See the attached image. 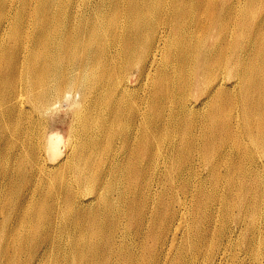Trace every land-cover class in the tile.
Here are the masks:
<instances>
[{
	"label": "rangeland",
	"instance_id": "rangeland-1",
	"mask_svg": "<svg viewBox=\"0 0 264 264\" xmlns=\"http://www.w3.org/2000/svg\"><path fill=\"white\" fill-rule=\"evenodd\" d=\"M202 1L211 7L223 8L222 1ZM251 1L253 3L247 0L235 3L239 13L236 20L246 28H232V33L247 47L257 46L259 42V39L255 40L257 35L250 32L256 26L253 19L264 18V10H260L264 0ZM41 2L0 0V7H5L0 9V16L28 4L39 6ZM199 17H220L225 29L231 25L224 20V15L201 12L181 21L180 26L185 27ZM153 33L151 29L147 31L149 35ZM198 35L207 36L201 32ZM4 41L0 40V43ZM220 47V50L226 49L225 44ZM169 49L178 51L182 46L173 43ZM0 55H3L0 58V264H133L129 254L143 257L142 246L153 247L158 252L164 241L165 251L172 243L213 241L217 244L226 241L228 232L235 228L232 220L240 214V202L249 199V190L257 197L264 191V147L255 148L252 141L242 140V136H248L242 113L237 109L229 110L238 107L241 111L243 104L238 102L232 106L227 93L220 94L221 107H209L205 111L208 126L204 129L196 121L189 120L194 113L181 112L176 101L166 104L170 111L166 113V105L163 106L154 95L147 97L150 92L144 90L146 84L142 79L145 76L140 79L135 94L122 106V111L140 106L154 116L152 128L158 143L155 152L160 160L155 165V172H147L144 170L146 162L135 157L143 145L139 141L133 143L130 131L133 122L125 117L124 122L109 130L110 112L117 108L119 101L105 94L107 83L101 84L87 77L85 71L89 67L84 68L72 83L59 85L65 92L71 88L69 96L52 98L48 114L44 117L35 115L34 123L27 125L30 117L18 113L13 99L16 91L12 84L19 80L12 70L16 57L6 46L0 48ZM71 59L66 60V65ZM136 60L125 62L123 66L135 64ZM180 66L176 60L163 56L150 81L163 91L173 90L176 98L184 91L187 100L197 91L189 87V76H180ZM95 68L90 71L95 72ZM208 69H212L211 65ZM215 75L216 72H212L209 77ZM131 78L137 81L135 71ZM227 85L232 95L238 90ZM101 87L103 95L96 92ZM23 88L27 94L25 77L18 87L19 92ZM86 90L89 91L87 97L77 94ZM96 99L98 105L89 118H75L77 107L76 112H82ZM251 103L256 105L252 119L264 122V91ZM72 129L81 131L80 138L72 133ZM261 131L264 134V125H261ZM52 134L59 135L56 140L59 148L55 152L46 149L47 138ZM215 135L217 139L208 142L210 136ZM133 146L134 152L128 154ZM237 146L242 150L240 154L233 152ZM162 153L171 157L175 169L183 176L174 175L172 188L164 184L165 176L161 170L166 168L167 162L161 158L164 157ZM205 155L213 159L206 161ZM255 163L259 171L255 169ZM230 166L236 172L226 179ZM254 183L256 187H253ZM238 196L242 199L236 203ZM262 199L264 201V197ZM184 203L189 208L188 226L185 231H176L180 213L185 211ZM261 220L264 231V217ZM252 237L250 234L249 241H253ZM239 238L244 241L247 236L241 234ZM199 246L205 248L208 245ZM212 248L214 250L215 246ZM183 250L178 253L182 254ZM256 250L264 253V237L250 249L237 252L239 259L247 258L245 263L236 260L234 264H253ZM155 251L149 252L146 260L165 262L152 256Z\"/></svg>",
	"mask_w": 264,
	"mask_h": 264
},
{
	"label": "bare ground",
	"instance_id": "bare-ground-1",
	"mask_svg": "<svg viewBox=\"0 0 264 264\" xmlns=\"http://www.w3.org/2000/svg\"><path fill=\"white\" fill-rule=\"evenodd\" d=\"M186 1L42 0L39 6L28 4L17 8L14 12L1 15L0 40L5 41L0 43V48L6 46L12 49L16 57L12 70L19 80L14 82L12 87L16 91L13 99L18 107V113H25L30 117L31 120L27 125L34 123L32 118L35 115L46 116L52 98L69 96L71 88L65 92V89H60L59 85L66 86L67 83H72L84 68L89 67L85 71L87 77H92L101 84L107 83L108 89L105 90V94L116 97L119 101L117 108L110 112L109 130L124 122L125 117L133 122L130 130L133 133V143L139 141L143 145L135 157L146 162L144 170L147 172H155V165L160 160L155 152L158 143L157 135L152 128L154 116L140 106L128 112L122 111V106L130 102L138 81L144 76L142 79L146 84L144 90L150 92L147 97L154 95L163 106L176 101L179 110L183 113H194V117L189 120L196 121L199 127L204 129L208 126V115L205 111L209 107L212 109L221 107L220 94L227 93L230 96L227 99L232 106L238 102L243 104L241 111L238 107H230L229 110L237 109L242 113L244 131L248 134L242 136V140L252 141L255 148L264 147V134L261 131L264 122H255L251 117L256 110V105L251 103V100L257 95L262 96L264 91V37L260 38L264 35V18L253 19L256 26L250 32L257 35L255 40L259 39V42L257 46L247 47L242 45L240 39L232 33V28L236 26L240 29L246 28L236 20L239 13L235 9V3L242 0H215L222 1L223 8H218L216 5L211 7L202 0H194L191 4ZM248 1L253 3L251 0ZM137 2L139 4L136 5ZM178 7L180 8L177 9ZM3 8L5 9L0 7L1 10H4ZM260 10H264V5ZM201 12L224 15V20L231 24L230 28L225 29L222 26L220 17L207 19L199 17L185 27L180 26L181 21L191 15L197 16ZM17 14L20 15L15 16ZM150 29L154 32L152 35L147 34ZM199 32L206 33L207 36H199ZM249 39L253 40V36L249 35ZM173 43H180L182 49L172 51L169 45ZM221 44L226 45L225 50H220ZM163 56L174 59L181 65L178 73L180 76L187 75L191 78L189 87L195 89L196 94H191L186 100L184 91H181L177 99L173 90L163 91L150 81L153 70L160 64ZM2 57L3 55H0V58ZM70 57L72 59L66 65V60ZM135 59L138 61L135 64L123 66L125 62ZM210 65L212 69H208ZM94 67L96 71L91 72L90 69ZM133 71L137 74L136 82L131 78ZM212 72H216V75L209 77ZM24 77L27 94L24 93V88L21 92L18 90ZM227 84L233 85L238 90L232 95ZM103 90L101 87L96 92L103 95ZM80 93L84 97L89 95L88 90L78 91L77 94ZM24 102L28 105L26 106ZM97 105L96 99L82 112H76L77 107L74 111L75 118H89V114ZM168 105L165 107L166 113L170 112ZM72 133L76 137L81 136L80 130L72 129ZM58 137L57 134L48 136L47 151L58 150L59 145L57 146L56 142ZM215 139L217 135L210 136L208 142H213ZM219 141L222 142L223 139L219 138ZM134 149L133 146L128 154H132ZM233 152L240 154L242 150L237 146ZM67 154L69 155L70 151ZM161 155L164 156L161 158H165L167 162L166 168L161 170L165 176L164 184L172 188L174 175L178 174L180 178L183 176L180 170L175 169L174 162L168 154ZM204 158L206 161L213 159L209 155H205ZM215 161L218 163L217 160ZM254 166L259 171L258 164L255 163ZM262 166L264 167V163ZM235 172L236 170L230 166L226 179ZM260 174L261 172L256 175ZM256 186L257 184L254 183L253 187ZM249 191L251 194L248 200L240 202L242 197L236 198V203L240 202V214L232 220L236 226L228 232L226 241L217 244L213 241L172 243L167 251L164 248L166 244L164 241L161 251L158 249L157 252L153 247L142 246L145 255L141 257L130 253V261L133 264H227L228 262L234 264L236 260L245 263L247 257L239 259L237 252L250 249L251 245L261 242L264 237L261 226L263 224L261 219L264 217L262 199L264 191L262 190L258 197L251 189ZM220 203L222 204V199ZM225 204L230 205V203ZM182 208H185V211L180 213L176 231H185L188 226L187 203H184ZM241 234L247 236L246 240H239ZM250 234L253 235V241L248 239ZM199 244L208 246L204 248ZM212 246H215L214 250ZM182 250V254L178 253ZM154 251L156 253L152 256L155 259L160 257L165 262L146 260L145 256H149V252L154 253ZM253 264H264L263 250H256Z\"/></svg>",
	"mask_w": 264,
	"mask_h": 264
}]
</instances>
